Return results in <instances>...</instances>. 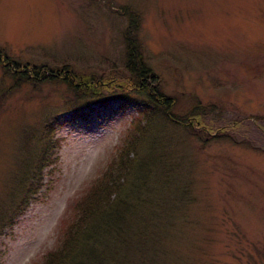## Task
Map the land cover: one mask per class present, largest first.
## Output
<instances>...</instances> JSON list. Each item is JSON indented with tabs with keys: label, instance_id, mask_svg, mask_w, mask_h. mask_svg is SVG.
<instances>
[{
	"label": "rangeland",
	"instance_id": "374dc122",
	"mask_svg": "<svg viewBox=\"0 0 264 264\" xmlns=\"http://www.w3.org/2000/svg\"><path fill=\"white\" fill-rule=\"evenodd\" d=\"M123 8L140 17L136 40L156 87L175 101L174 114L200 103L215 111L206 117L210 131L236 127V144H203L154 117L152 133H162L173 174L162 190L168 207L179 205L173 197L182 187L189 202L176 208L173 223L164 207L139 209L163 219L139 229H171L149 263L264 264V0H0V264H39L75 201L143 121V107L108 96L127 73ZM3 60L28 74L66 67L92 76L109 98L78 101L62 79L15 83ZM48 143L39 188L8 221L19 183ZM160 173H150L154 195Z\"/></svg>",
	"mask_w": 264,
	"mask_h": 264
},
{
	"label": "trees",
	"instance_id": "16d2710c",
	"mask_svg": "<svg viewBox=\"0 0 264 264\" xmlns=\"http://www.w3.org/2000/svg\"><path fill=\"white\" fill-rule=\"evenodd\" d=\"M122 11L128 19L127 31L124 34L126 51L124 69L127 73L120 81L111 82L108 96L112 100H118L123 105L121 107L133 105L132 103L138 105L140 110H143L141 108L143 107V121L131 125L132 128L118 148L113 161L75 201L66 220L63 221L57 246L48 251L39 264H130L133 259L140 264H150L149 261L159 257L160 242L168 236L171 229H139L137 226L139 223L156 224L163 220L157 214L150 218L141 216L139 209L146 207L149 210H156L164 207L165 219L173 223L178 216L176 208L186 206L189 199L186 187H182L173 197V205H179L168 207L167 198L162 190L173 174L171 175V168L166 164L168 155L165 153L166 146H163L165 141L162 133H152L155 116L159 114L163 116L168 123L167 129L182 128L203 144L213 140H231L236 144L230 133L236 131L233 123L212 131L206 127V117L215 113L211 106L197 103L184 117H177L174 114L172 108L175 101L165 97L156 87L158 79L152 69L145 64L141 45L136 40V32L140 26L139 15L125 8ZM3 63L7 64L6 70H10L8 75L12 76L10 79L15 83L31 82L32 79L36 81L43 79L45 82L62 79L78 101L94 102L109 98L100 94L101 89L95 86L92 76H78L66 67L56 70L33 68L32 73L28 74L14 63H8L7 60H3ZM61 74L64 77L58 78ZM70 77L74 79L70 80ZM133 95L145 96L147 100L137 101L131 98ZM234 122L238 124L241 121ZM48 125L46 128L50 129ZM146 142L148 143L145 144ZM51 148L48 143L32 168V176L29 178L27 176L19 183V191L12 201L11 212L9 207L8 221L11 214L19 215L25 210L30 197L39 188L40 174L50 163L51 155L48 152ZM152 168L162 171L160 181L157 180L159 183H155L162 185L160 193L155 194L159 197H154V191L150 189L154 186L150 175Z\"/></svg>",
	"mask_w": 264,
	"mask_h": 264
}]
</instances>
